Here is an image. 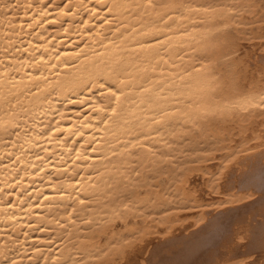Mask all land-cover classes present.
<instances>
[{
	"label": "bare ground",
	"instance_id": "bare-ground-1",
	"mask_svg": "<svg viewBox=\"0 0 264 264\" xmlns=\"http://www.w3.org/2000/svg\"><path fill=\"white\" fill-rule=\"evenodd\" d=\"M39 2L0 0V59L4 58L5 49L11 53L16 47H28L31 51L26 43L28 40L32 44H44L35 34H27L32 32L31 28L25 27L21 36H17L21 24L33 23V16H38ZM172 2L179 3V0ZM211 2L216 11L203 24L197 19L193 26L179 19V11L172 12L178 18V25H174L168 35L175 45L173 56L187 52L183 61L176 60L177 64L189 67L202 59L211 70L208 75L219 79L207 80L193 73L185 81H177L179 93L166 90L159 97H153L152 103L147 102L149 93L133 92L137 105H126L130 112L125 116L134 124L139 118L144 128L138 130L154 138L146 141L148 146L134 155H128L123 149L121 142L132 138L125 136L123 130L117 131L120 141L110 132L99 140L95 145L100 150L97 153L91 152L85 142L93 134L98 139L101 136L96 131L99 120L94 108L104 104L96 85L110 83L123 72L120 64L128 65L137 59L132 53L135 40L132 37L117 39L119 33L112 35L106 26L91 33L81 28L83 36L76 35L75 29H71V35L62 32L60 24H46L47 31L37 29L49 38V46L63 43L62 52L74 51L73 42L83 46L87 41L92 48H85L86 56L70 61L67 68L61 67L60 77H50L53 82L39 96L31 94L38 89L27 80L15 88L5 85L0 89V157H3L0 187L5 181L13 183L18 175L25 185L33 183V176L25 172L35 174L36 169L28 165L40 163L33 155L40 151L33 147L34 144L45 145L44 140L37 141L40 120L45 124L51 121L52 126L60 123L72 132L77 129L84 132L83 137L66 133L75 141L69 142L67 148L77 152L87 149L92 159L77 161L81 165L78 169L70 160L67 166L70 176H75L77 171L84 177L90 174L88 182L78 187L83 189L81 198L91 203L77 205L72 211L74 202L67 196L60 200L48 182L37 176L35 189H43L45 194L57 196V199L51 205L40 200L42 207L31 214L19 211V204L16 209H10L6 202L0 203V264H7L4 254L17 264H36L39 256L43 257L40 264H67L70 257L84 264H149V257L153 255L158 260L156 252L164 248L166 255L160 257L159 262L154 258L153 262L250 264L257 261L264 264V244L261 243L264 199L260 195L264 192V157L261 156L264 108L256 106L260 94L264 93V72H261L264 67V0ZM29 3L32 7L26 8ZM88 7L92 8L93 4L88 3ZM48 11L53 13L48 20L59 14V9L49 8ZM163 11L160 8L143 12L133 9L132 15L124 13L122 19L128 25H139L143 21L166 27L159 23ZM81 16L86 24H101L99 20L90 19L86 11L78 12L73 23L80 24ZM184 25H187L186 30ZM177 26L180 31H176ZM96 31L115 43L109 40L97 43L102 38L96 36ZM184 31L190 35H182ZM21 37L25 41L23 44ZM16 56L25 58L20 53ZM190 56L193 59H189ZM8 62L15 63L11 57ZM148 67L146 62L139 60V70L132 69V74L155 78L150 69L144 71ZM16 78L19 81L20 74ZM139 82L144 83L143 80ZM176 95H179V103ZM45 98L51 101L55 111L43 102ZM161 107L168 111L169 118L167 127L157 135L153 131L157 126L149 125L148 121ZM176 107L181 111L174 112ZM59 113L63 114V120ZM26 117L32 118L26 120ZM25 122L30 132L28 136L25 135ZM17 131L19 136L11 135ZM6 140L16 146L5 144ZM21 144L24 151L19 148ZM46 146L57 153L53 163L66 166L60 158L68 160L71 153L55 143ZM113 150L115 155H112ZM7 151L19 159L10 160ZM4 164L9 167H3ZM52 180L57 182V187L74 183L54 173ZM6 191H18V188ZM29 191L32 196L27 199L32 203L28 207H32L37 202V192ZM11 200L15 203V196ZM9 212L16 213V220L8 219Z\"/></svg>",
	"mask_w": 264,
	"mask_h": 264
},
{
	"label": "snow or ice",
	"instance_id": "snow-or-ice-1",
	"mask_svg": "<svg viewBox=\"0 0 264 264\" xmlns=\"http://www.w3.org/2000/svg\"><path fill=\"white\" fill-rule=\"evenodd\" d=\"M88 3H92L93 7L89 8ZM32 4H27L26 8H31ZM39 9L38 16L34 15L32 20L33 23L27 25L21 24V32L17 33V36H21V33L24 31L25 27L31 28L32 32L27 33L28 35L35 34L37 38L44 41V44H32L31 40H28L26 43L31 47L29 51L28 47H16L13 52L9 53L5 49V56L3 59H0V89L7 85L9 88H15L18 84L27 80L29 84L33 85L38 89V92L31 93L32 95L39 96V93L45 91V88L48 84H51L53 81L50 77H56L57 79L61 75V67L67 68L70 61L78 60L82 56H86L84 52L85 48H92V45H89L87 41H84L83 46L79 43L73 42L72 47L74 51L62 52L61 49L65 47L63 43L52 44L49 46V38L47 36H42L37 29H43L47 31L45 25H61V31L71 35V29L76 30V35L83 36V32L80 31L81 28L85 29L87 32L91 33L94 29L98 27H107V30L112 34L116 35L119 33L117 39L127 40L128 37H132L135 40V47L132 49V53L137 57L136 60L132 61L128 65L120 64V67L123 69L121 74H118L116 79L110 81V83L98 82L97 88L100 90L99 95L103 98L102 103L103 107L94 108V111L97 114L99 120V127L96 128V131L101 133V136L98 137L93 134L89 140L85 143L90 148L91 152L97 153L100 151L95 145L99 140H103L104 136L109 132L116 136L117 141H120V137L117 135L118 130H123L124 135L132 137L131 139H126L122 141L123 149L128 155H134L139 149L146 148L148 145L146 141L153 140L154 138L147 134H142L138 129H143L144 124L139 122L137 118V123H133L131 120L127 119L125 116L126 112H130V109L126 105L136 106L137 101L133 98L132 93L137 92L138 94L149 93L148 103H152L153 97H159L161 93L167 92H176L179 93L180 85L177 81H185L186 77H191L193 73L197 76L205 78L207 80H218L219 77L215 75H208L211 71L206 68L204 61L198 59L195 63L191 64L189 67H184L182 64H177L176 60L183 61L184 56L187 55V52L184 54H177L173 56L172 49L175 46L173 44V38L168 35L169 32L173 31V26L178 25V18L174 17L171 13L179 11V19L186 20L193 26L196 25L197 19L199 23L203 24L206 19L211 18V13L216 11L214 4L211 0H179V3L172 2V0H60L59 3L56 0H40L37 4ZM49 8L59 9V14L55 19L48 20L47 17L53 13L49 12ZM160 8L163 11L159 15V23L166 25V27H158L155 24L148 25L143 21L139 25H128L123 22V14L128 13L132 15L133 9H140L141 12L147 11L148 9ZM81 11H86L89 14L90 19H95L101 21L100 25L95 24H86L84 23V17H80V24H75L77 13ZM103 13V14H101ZM137 16L140 15V12L136 13ZM63 17L64 19H62ZM171 21V23H169ZM185 30L187 25L183 26ZM123 29V31H122ZM143 29V31H141ZM176 31H180L179 26H177ZM127 33V35H126ZM96 36L101 37L102 39L97 41V43L103 44L104 40H109V43H115L111 41L109 37L105 36L104 33L100 31L95 32ZM182 35H190L189 32L184 31ZM136 37H143L144 39H136ZM55 39V37H52ZM145 40H152L154 42H145ZM21 43H25L21 37ZM195 51V49H193ZM16 53H20V56L25 57L20 59L16 56ZM9 57L15 63H9ZM189 59H193L191 56ZM139 60H143L148 64V68H145L144 71H151L154 74L153 76H135L132 74V69L137 68ZM119 63V62H118ZM199 65V67H197ZM261 72H264V67L261 68ZM35 73V74H34ZM20 74V80H17V75ZM143 80L144 83L139 81ZM136 81V83H133ZM151 85V87H148ZM91 87V85H89ZM182 94V93H180ZM167 98V96H165ZM177 103H179V95L175 96ZM255 99V98H253ZM259 104L257 107L264 108V93L260 94ZM44 103L49 104L50 110L55 111L51 108V101L45 98ZM71 102V101H70ZM27 111V110H25ZM181 111L179 107L174 109V112ZM48 112L45 111L44 115H47ZM61 120H63V114L59 113ZM32 117H26L31 119ZM169 118V113L166 109L160 108L159 112H153L152 118L148 121L149 125H156L157 128L153 129L156 131V134H160V130L167 127ZM35 120L33 124L35 125ZM17 128H20V125H16ZM28 125L25 122L24 130L25 135H30V132L27 131ZM70 133L71 136L79 135L80 137L84 136V132L79 129L76 132H72L71 129H65L57 123L55 126H52V122L49 121L47 124L43 120H40L39 135L37 141L44 140L45 145H41L38 142L33 145V147L40 148L39 152H34L33 155L39 164H29V168H35V174L25 172V175L33 176V183L25 185L23 178L21 176H16L13 183L4 182V186L0 187V193H3V197H0V203L6 202L7 208L16 209L17 204L21 205L19 211H28L29 214L36 211L42 207L40 200L48 201L49 205L57 199V196H50L45 194L43 189H35V179L38 176L41 180H46L49 187L52 191L57 193L58 198L63 200L65 196L70 201H73L72 211H75L76 206H84L86 203H91L88 199L81 198V192L83 189L78 187L82 182L87 183L90 179V174L88 177L81 176L77 171L75 176L69 175L68 161L70 160L72 165L76 169L80 168L81 165L77 164V161H91L92 157L87 155V149L83 152H77L75 149L67 148L69 142L75 143L74 140H70V136L66 135ZM11 135L19 136L20 133L13 132ZM262 142H264V134H262ZM55 143L57 147H63L65 151L70 152L71 155L68 157V160H64L63 157L60 158V162L66 166L60 167L53 163V158L57 156L56 152L50 151L46 146L47 144ZM5 144H9L12 147H15V143L12 141H5ZM21 151H24V145H19ZM42 153H46L43 155ZM116 151H112V155H115ZM6 155L10 160L19 159L18 156H15L11 151H7ZM261 156L264 157V150L261 151ZM104 159H110L108 156H104ZM0 160H3V157H0ZM3 167H9L8 164H4ZM91 167V165H89ZM51 169V171H50ZM75 171V169H74ZM43 173L41 176L40 174ZM57 176H65L72 180L74 183L70 185L60 184L57 187V182L52 180V174ZM94 187V185H92ZM18 191H6V189H17ZM72 189L69 191L68 189ZM33 191L37 192V202L28 207L31 204V200H28V197L32 196ZM261 198L264 199V192H261ZM15 196L16 202L14 203L11 200V197ZM4 198H7L5 201ZM9 220H16V213H8ZM69 220L71 216L69 215ZM85 223L88 221L85 220ZM31 227V225H29ZM262 233H264V225L261 226ZM261 243L264 244V235H262ZM39 251V249H37ZM42 256L36 258V264H40ZM3 259L7 261V264H17V261L9 259L6 254L3 255ZM67 264H84L82 261H77L74 258L70 257ZM250 264H258L257 261H251Z\"/></svg>",
	"mask_w": 264,
	"mask_h": 264
},
{
	"label": "rangeland",
	"instance_id": "rangeland-1",
	"mask_svg": "<svg viewBox=\"0 0 264 264\" xmlns=\"http://www.w3.org/2000/svg\"><path fill=\"white\" fill-rule=\"evenodd\" d=\"M74 101H75V100H74ZM155 247H157V245H156ZM164 250H165V251H164ZM163 251H164V252H163ZM161 252H162V253H161ZM165 252H166V249H165V248H164L163 250H161V251H157L156 253H157V254L159 253V254H158L159 257H158V256H157V257H158L159 259H160V257L162 258V256L166 255ZM160 253H161V255H160ZM162 254H163V255H162ZM152 256H153V255H151V256L149 257V259H148V262H149L150 258H151V260H152V261L150 260L149 264H153L154 262L156 263L157 261L159 262V259L157 260L156 257H154V256L152 257ZM142 258H143V257H142ZM154 258H155L157 261H154V262H153ZM139 261L141 262V259H139ZM158 262H157V263H158ZM155 263H154V264H155ZM157 263H156V264H157ZM147 264H148V263H147Z\"/></svg>",
	"mask_w": 264,
	"mask_h": 264
}]
</instances>
